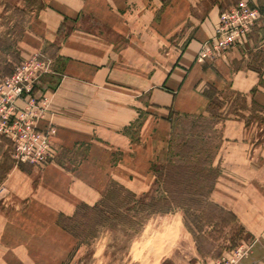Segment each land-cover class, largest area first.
Listing matches in <instances>:
<instances>
[{
  "label": "crops",
  "instance_id": "obj_1",
  "mask_svg": "<svg viewBox=\"0 0 264 264\" xmlns=\"http://www.w3.org/2000/svg\"><path fill=\"white\" fill-rule=\"evenodd\" d=\"M239 1L217 0L200 18L192 0H171L166 7L162 0H44L18 42L19 55L31 59L56 46L64 63L55 87L41 91L51 98L41 126L57 128L56 156L88 150L73 170L54 161L39 177L18 167L8 172L0 184V259L5 248L42 244L59 215L96 205L111 181L129 180L132 189L144 191L151 165L168 154L171 112L209 116L203 91L213 87L218 96H244L262 111H240L245 118L217 124L222 141L214 202L235 215L255 245L251 264H264V19L244 46L198 61L221 12ZM250 1L264 15L261 0ZM145 95L149 113L133 138L127 131L139 120ZM257 114L263 120L249 124L246 117ZM24 256L19 261H30Z\"/></svg>",
  "mask_w": 264,
  "mask_h": 264
},
{
  "label": "rangeland",
  "instance_id": "obj_2",
  "mask_svg": "<svg viewBox=\"0 0 264 264\" xmlns=\"http://www.w3.org/2000/svg\"><path fill=\"white\" fill-rule=\"evenodd\" d=\"M162 1L163 6L166 7L171 0ZM216 1L192 0L193 13L200 18L204 17L209 12L211 4ZM259 5L264 11V0H261ZM43 7L44 0H0V100L2 93L6 91L2 86L5 78L11 77L25 61L36 58L48 66V72L44 73L34 86L33 95L38 100L43 97L47 98L51 106L50 96L43 95L41 91L45 87L54 88L60 78L55 73L61 72L64 62L56 57V46L47 45L44 53L26 60L20 57L17 48L19 40L30 28ZM6 63L11 66V73L5 76L2 69ZM216 99L220 105L219 109H215V114L218 117L212 118L209 115L184 119L176 131L178 138L175 143L179 144L184 137L190 139L192 134L197 137L200 142L197 151L200 154H194L195 161L203 160L205 167L207 164L212 165L218 171L219 177L220 167L214 166L222 141L217 124L229 116L245 118L243 112L240 111L249 109L253 112L262 111L252 104L249 106L248 98L229 91L223 95H217ZM15 104L17 107L23 108L25 101L18 99ZM140 104H138L140 107L139 120L127 131L133 138H136L142 120L149 113L148 95H145ZM253 116L246 117L249 124L263 120L259 114ZM45 120L47 121V119ZM43 121L38 122L39 128H43L41 126ZM54 138L51 156L44 165L38 166L18 161L15 158L12 142L0 135V184L13 167L33 173L36 177H39L45 167L54 161L69 170L75 169L86 155L87 147L59 150L56 156ZM120 156V152L115 153L112 159L113 164ZM166 162L167 156L163 161L151 165L153 177L144 183V188H142L144 191L132 189V183L129 180L122 183L111 181L102 191L101 199L108 187L116 183L149 203L152 198L159 197L156 172H159ZM198 174L203 180L206 179L207 174L202 169ZM217 179L211 192L192 196L181 207H174L171 211L165 210L152 215L151 212L139 214L137 220L143 222V229L138 234L130 230L126 226V221L119 215L92 217V213L82 211L81 216H85L87 219L80 223L81 237L77 240L59 226V217L64 215L61 214L55 225L45 231L44 238L41 239L42 244L32 240L29 246L5 248L7 255L0 259V264H251L254 260L255 245L249 239L243 226L238 221L227 226L224 225L222 218L230 220V217L221 215L219 211H215L211 207L212 203L217 205L214 202ZM119 205L117 201L112 200L109 205L111 209L104 210L110 212ZM79 207L76 208L74 214ZM74 214H65L64 216L72 217ZM89 215L92 218H89ZM34 231L32 230L31 233ZM2 249L0 247L1 252L4 253V249ZM24 253L26 255L24 257H30V261H19L18 258L22 257Z\"/></svg>",
  "mask_w": 264,
  "mask_h": 264
},
{
  "label": "built area",
  "instance_id": "obj_3",
  "mask_svg": "<svg viewBox=\"0 0 264 264\" xmlns=\"http://www.w3.org/2000/svg\"><path fill=\"white\" fill-rule=\"evenodd\" d=\"M264 15L250 0H240L226 6L221 12L215 36L204 43L198 61H215L236 47L244 46ZM48 72L44 62L33 58L25 61L2 86L6 91L0 100V135L12 142L15 158L34 165H44L51 156L52 141L57 129L53 123L39 128L38 122L50 112L47 98L38 100L33 88ZM25 101L23 108L15 101Z\"/></svg>",
  "mask_w": 264,
  "mask_h": 264
},
{
  "label": "trees",
  "instance_id": "obj_4",
  "mask_svg": "<svg viewBox=\"0 0 264 264\" xmlns=\"http://www.w3.org/2000/svg\"><path fill=\"white\" fill-rule=\"evenodd\" d=\"M2 71L3 75H8L11 73V66L6 63ZM203 95L209 100V114L212 118H217L218 116L215 114V109L220 108L219 101L216 99L218 95L217 90L213 87H209L203 91ZM200 117L201 116L195 117L171 112L169 121L171 123L172 133L168 147L167 162L159 172H156L157 184L159 185V197L152 198L149 203H146L131 191L113 183L108 187L105 195L96 205L81 206L72 217L61 215L59 217V226L62 230L79 240L81 237L79 233L80 223L87 219V217L81 216V212L88 211L92 213V217L119 215L120 218L126 221H124L126 226L138 234L143 229V222L137 220L140 216L139 214L151 212L150 214L152 215L158 212H164L165 210L171 211L174 207H181L184 205L192 196L211 192L218 178V171L210 164H207L205 167L203 160L195 161L194 158L195 155L199 153L197 150L198 144L200 143L197 137H194L192 134L190 139L184 137L179 144L175 143L176 138H178L176 131L180 123L186 118ZM195 151L197 152L195 153ZM200 168L207 174L205 180L198 174L201 170ZM112 200L117 201V204H120L119 207L112 209L110 212L104 210L111 209L109 205H111ZM108 202L109 205L107 206ZM211 205L212 209L214 208L215 211H219L221 215L230 217V220L222 218L224 225L227 226L233 222H237V218L233 213L226 211L219 205L213 203ZM88 217L92 218L90 215Z\"/></svg>",
  "mask_w": 264,
  "mask_h": 264
}]
</instances>
